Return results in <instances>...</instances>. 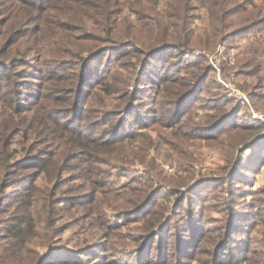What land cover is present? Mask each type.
Masks as SVG:
<instances>
[{"label":"rangeland","instance_id":"rangeland-1","mask_svg":"<svg viewBox=\"0 0 264 264\" xmlns=\"http://www.w3.org/2000/svg\"><path fill=\"white\" fill-rule=\"evenodd\" d=\"M186 3L180 16L181 0L118 10L123 43L112 48L90 20L81 30L65 16L89 17L74 1L57 0L46 18V5L36 0L2 3L0 44L32 26L38 31L27 38L38 54L44 46L52 51L43 62L41 55L32 61L44 70L40 80L29 77H37L34 72L15 78L6 88L16 86L22 95L6 93L0 101V169L1 163L6 169L0 264H251L244 248L262 252L264 260V0ZM159 21L185 24L203 37L208 32L211 51L167 49L149 56L143 50ZM134 37L141 39L139 57L127 46ZM79 44L85 50L70 57L67 51ZM83 57L86 78L72 65ZM195 60L209 77L193 82L197 87L176 113L173 105L165 104V112L152 104L159 76L184 73L185 61ZM111 74L131 75L125 94H108L98 84ZM155 107L158 118L172 117L153 127ZM180 119L191 131L182 138ZM83 148L96 156L79 159ZM41 159L49 171L36 178ZM53 160L60 161L59 174ZM160 203L168 222L147 243L143 215Z\"/></svg>","mask_w":264,"mask_h":264},{"label":"trees","instance_id":"trees-1","mask_svg":"<svg viewBox=\"0 0 264 264\" xmlns=\"http://www.w3.org/2000/svg\"><path fill=\"white\" fill-rule=\"evenodd\" d=\"M7 0H0V6L2 3ZM10 1V0H9ZM38 4L44 3L46 7H42V16L43 18H46L50 14V8L54 7V3L57 0H36ZM69 2H75L77 8L79 11H83V16H89L87 19H82L80 18L79 20L77 19L76 15H73L71 13H66V17L69 19H74L78 21V24L82 29L86 27V22L90 20L92 22V27H94L96 30L100 31L104 35V40L105 42H108V46H111V48L116 45L119 46L123 42L121 41L120 38V30L117 28V14L118 10L119 14L125 9L128 8L132 5H141L142 2H149L151 0H67ZM171 1V0H170ZM175 1V0H174ZM188 0H181V3L183 5V9H180L179 7H176V16H180L181 11H186L187 8V2ZM169 9H172V7L169 5ZM49 11V14L47 13ZM173 10V9H172ZM157 13H155L156 15ZM124 20H121L123 22ZM158 21V20H157ZM153 32L150 35V39H153V44L151 43L147 49H144L143 52L146 54L149 53V56L156 54L158 52H161L163 50L167 49H173L177 52L185 51L186 53H192L193 50L195 49H201L203 51H211L210 47V41L207 37V33L203 36L195 34V32L192 29H187L185 24L181 23H171L169 22L168 24L163 25L160 21L153 23L152 26ZM11 28L7 27V32ZM216 30V29H215ZM38 29L28 28V26H24V28L20 29L18 36L16 35L15 38H12V41L7 42L3 41L0 44V101L6 102V99L8 98L6 93L11 96V94L17 93L18 95H22V91L19 88L10 87L6 88L8 86H12L13 84L16 83L15 78H23L28 76L30 72H34L31 74H35L37 77L34 75H29V77L36 79V78H41L43 76V72L40 69V67H36L33 65L34 60H39L38 56L41 55V62H43V59H46V54H49L52 50H46V47H43V52L41 54H38L39 52V47L36 46L35 44H31V41L29 38V34H32L33 32H37ZM213 36H216L214 31H213ZM221 39H217L216 44L220 42ZM64 44H67L66 42H63ZM139 43H141V39L134 37L131 40L127 41V46H130L136 51V55L139 57V53H141V48L139 46ZM145 45L146 43L143 42ZM215 44V46H216ZM70 47V46H69ZM214 48V47H213ZM61 50H63L60 47ZM67 49H64L63 52L66 53ZM84 46L81 44L73 46L71 49L67 51V54L70 57H76L80 56L81 53L84 51ZM49 51V52H48ZM104 49H100L97 51L96 55H93L90 58H92V61L95 62L96 59H98L101 56V52H103ZM87 59L89 58L86 57ZM87 59H80L79 62L77 63H72L74 66H78L80 70H84L85 72L80 73L84 78L87 77L89 74L88 70L86 69V64L88 61ZM84 60L86 62L81 63V61ZM200 61L198 62L197 60L195 61H185V66H184V73H180V71H168L166 73H163L159 76V78L162 81H159L160 83H157L155 94H154V99L152 101V104L160 106L161 109H163L165 112H167V109L165 108V104L167 105H173V107L170 109V112L172 114V110L178 109V106L186 100L188 95L197 87V83H193L196 79L197 80H204L207 77H209V70L205 71L203 66L200 65ZM34 69V70H33ZM86 69V70H85ZM182 70V69H181ZM106 73V72H105ZM104 73V74H105ZM108 74V73H107ZM110 80L107 79V77H102L99 79L98 84L101 85L103 88H105V92L108 94L112 92H119L122 94H125L124 92L127 91L126 87L129 85L131 82L132 78L131 75L125 76L123 74L120 75H115L111 74ZM40 80V79H39ZM84 82L86 80L84 79ZM37 85V83H35ZM183 84H187L186 87H189L187 90L182 89ZM193 84V86L191 85ZM121 85V86H120ZM79 91V90H78ZM77 91V92H78ZM19 96V97H20ZM18 102V101H17ZM16 102V103H17ZM9 104V103H8ZM13 105L12 103H10ZM18 104V103H17ZM183 104V103H182ZM180 105V107L182 106ZM158 107H155L153 110V118L151 119V125L150 126H156L160 125V121L164 118H168L169 120L171 119L172 116H170V113L166 117H159L158 118ZM170 108V107H169ZM174 113V114H175ZM180 116V114H179ZM179 116L177 119H179ZM175 118V117H174ZM181 118L182 115H181ZM123 119V118H122ZM120 119L119 121V126L124 125V120ZM221 121V120H220ZM145 124L142 123L141 125ZM177 125V130L179 131L180 138L188 136L191 131L187 130L186 128V122H182L180 119L176 121ZM258 126H261L259 124ZM149 126H146L143 130H147ZM141 136L145 137L147 144L148 145H153L154 140L151 138L149 135V132L147 131H141ZM145 141V142H146ZM79 142L82 144L84 143L83 141L79 140ZM185 148V144L183 145ZM150 147V146H148ZM147 146H145V150L147 151L148 149ZM142 148V146H141ZM83 156H80L79 159H82L84 161L89 162L92 160L94 157L89 151H86L83 148ZM60 162V161H59ZM59 162L57 163L56 160H53V171L55 174H59L61 170V166L59 165ZM34 164V163H33ZM35 168L37 169L38 173L35 175L36 178L42 176V174H47L49 171V167L46 165L45 161L41 159L40 161L35 162ZM2 169H0V192L3 191L4 188V175H5V167L1 163ZM3 170V172H2ZM2 172V173H1ZM34 176V177H35ZM27 191L29 190V187H26ZM167 214L168 210H166V206L164 203H160L155 205L150 211L146 212L143 215V229L145 233L143 236H141V239L143 238L146 240L147 243L149 242H155V237L158 234L157 232L162 230L164 228V225L168 222L167 219ZM155 231V232H153ZM22 231L19 230L17 235V239L22 242ZM161 239H163L161 236H158V243L161 242ZM179 240V238H178ZM182 240H184L182 238ZM188 239H186L187 241ZM164 241V239H163ZM173 242V241H172ZM200 242H203L201 239ZM199 242V243H200ZM178 243V241H177ZM213 244V241H211V245ZM243 251L244 253H251V257L249 259L251 260V264H264V260L259 257V254L261 256L262 252H250V248L245 249ZM225 254V253H224Z\"/></svg>","mask_w":264,"mask_h":264}]
</instances>
